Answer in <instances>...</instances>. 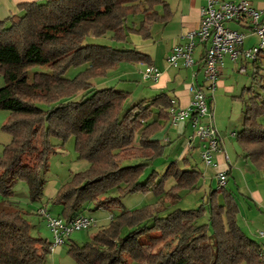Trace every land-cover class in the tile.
<instances>
[{"label": "trees", "instance_id": "1", "mask_svg": "<svg viewBox=\"0 0 264 264\" xmlns=\"http://www.w3.org/2000/svg\"><path fill=\"white\" fill-rule=\"evenodd\" d=\"M18 10L0 21V77L5 83L0 110L9 113L1 131L10 137L0 154V264H45L48 241L30 234L25 214L9 199L21 181L31 201L40 199L42 174L56 150L52 139L63 146L73 138L77 160L88 163L53 198L65 220L85 214L89 204L95 209L119 206L129 193L174 200L182 191L195 190L202 175L172 162L161 177L156 171L144 177L163 152L154 135L161 122L169 121L167 93L124 109L130 93L92 89V81L119 63H149L126 44L132 34L149 39V25L168 20L163 0H46L20 4ZM88 38L107 43H86ZM38 66L47 72L30 76ZM71 68L81 70L65 78ZM257 75L256 67L252 81L260 92L243 90L248 103L235 140L243 158L264 174V125L259 122L264 119V77ZM169 178L174 184L165 189ZM111 191L116 195L110 196ZM205 205L164 216L150 206L122 209L90 242L71 245L67 253L77 264H264L260 245L237 224L231 192L225 187L211 190Z\"/></svg>", "mask_w": 264, "mask_h": 264}, {"label": "rangeland", "instance_id": "2", "mask_svg": "<svg viewBox=\"0 0 264 264\" xmlns=\"http://www.w3.org/2000/svg\"><path fill=\"white\" fill-rule=\"evenodd\" d=\"M86 43H107L103 40H95L88 38ZM257 43L256 38L252 41ZM256 65L247 64L245 73H239L236 70L239 67H233L231 70L225 68L220 80L222 81V86H217L213 93H210V100L212 113L214 115V126L218 130L224 141V147L226 153L230 157V163L238 161L236 167H245L243 159L242 149L240 144L235 140L236 138L230 137L232 132H239L241 130L243 121V111L245 105L248 103V95L246 92L243 93V98L240 97L243 90L252 87L255 92H260L258 86L252 81V75L257 67L258 75L257 79L264 77V54H260ZM240 61V60H239ZM242 64V63H241ZM240 64V66H241ZM242 66H244L242 64ZM81 69L71 68L64 75L65 78H73ZM114 71L110 70L105 77L98 78L92 81V89H103V88H114L115 90H121L130 93L127 101H125L124 109L129 108L133 104L140 100L149 99L156 92L148 91L144 85H142L139 76L136 74V67L129 65L126 67L122 65ZM33 72H47L45 67H35L31 70L30 76ZM121 72L128 73L125 81H121L118 75ZM5 85L4 80L0 77V88ZM140 93V94H138ZM138 95V96H136ZM151 95V96H149ZM79 95L75 97L77 100ZM233 97H236L233 98ZM9 116L6 111L0 110V154L6 144L9 143L10 137L1 131V126L5 123ZM259 122L264 125V119L260 118ZM162 129L154 135V138L159 140V143L163 145L162 155L157 159L153 160L145 170L144 177L147 176L151 171H156L161 177L165 173V169L172 163L176 162L178 168H190L193 167L196 171L200 172L202 178L200 184L193 191H182L178 194L179 198L172 199L170 196L158 197L152 193L142 194V193H129L122 196L119 199V206H114L111 208H101L95 209L93 205H87V210L85 214L92 217L95 221L94 225L87 230L75 231L66 240L65 244L60 248H55L54 251H50V254L46 257L45 264H77L72 256H70L67 251L71 245L82 246L87 242L92 240V237L101 229L107 227L109 221L113 216L119 214L122 209L133 211L139 210L142 207L150 206L152 209L156 210L160 216H164L170 211L180 209L181 210H195L201 206H206V198L211 190L217 189V182L214 176V169L212 166H207L201 158L202 143H199L197 139L193 140L194 148L189 149V152L184 155L187 162H184L179 155H181L184 150L183 140L176 139L175 129L170 127L167 122H161ZM169 140L170 143H166ZM52 144L56 145L55 153L49 158L48 170L46 173L42 174L44 180V188L42 191V196L39 200L31 201L29 189L27 184L23 181L16 184L13 189V193L9 201L17 206V209L21 210L25 214V218L31 225L30 234L33 237H40L46 239L49 243V250L52 244L53 236L50 230L46 226L45 219L41 214H38L39 209H45L48 214L53 217H57L60 214L61 207L53 203V198L56 196L58 190L65 183L69 182L73 175L76 173H82L88 169V163L84 160H77V154L74 150L73 138H69L63 146L60 145V141L52 139ZM239 157V158H238ZM137 161H130L128 164H135ZM138 163V162H137ZM214 158L212 159V164H214ZM249 167L253 165L248 162ZM239 176L235 173L227 182L225 189H231L235 192L236 188L234 186V181L236 182ZM211 179V182H210ZM174 184L173 180L169 178L166 180L165 189H169ZM245 191V190H244ZM242 193V192H240ZM110 196H115V191H111ZM237 195V194H236ZM235 195V200L241 207V213L245 212V204L240 199V197ZM0 195V201H1ZM219 203H222V197H219ZM243 210V211H242ZM206 215L200 220V222H206ZM245 233V232H244ZM248 235V234H246ZM249 238L255 240L253 237ZM161 245L154 251L159 250Z\"/></svg>", "mask_w": 264, "mask_h": 264}, {"label": "crops", "instance_id": "3", "mask_svg": "<svg viewBox=\"0 0 264 264\" xmlns=\"http://www.w3.org/2000/svg\"><path fill=\"white\" fill-rule=\"evenodd\" d=\"M46 0H0V21L19 13L18 6L23 3L30 2H43ZM167 5L169 11L168 20L163 23H151L149 25L151 37L149 39H142L138 35H128V42L126 47L133 48L135 51L146 55L149 59V63H137V64H127L119 63V67L125 65L128 67L132 65L136 67V74L139 76L143 87L148 91L165 92L168 94L170 99H175L178 108L187 109L193 100V94L190 91V87L195 86L202 89L207 96V104L211 111L210 92L207 90V85L204 82L202 73V54L203 47L197 46L193 53L194 65L189 68H172L165 65V58L171 53L173 47L177 45H182L186 42L185 36L189 32L195 31L199 26L200 21V9L206 5L207 0H163ZM218 2H233L237 3L240 1H247L251 6L257 9L261 13V20L264 21V0H214ZM159 15L161 14V8H158ZM255 37H248L245 41V47H249L253 44L252 42ZM240 60V59H239ZM237 60L233 63L228 59L224 60V65L220 71V76L217 81V86H222V81L220 80L225 68L231 70L233 67H239L236 69L239 73H245L246 65L249 64L243 60ZM244 66H242V64ZM241 64V66H240ZM254 65L253 63H250ZM148 66H153L160 72V76L156 82L150 79H144L143 74L148 68ZM255 66V65H254ZM117 66L113 69H115ZM128 73L121 72L118 78L121 81H125ZM216 90V89H215ZM140 94V93H138ZM138 96V95H136ZM151 96V95H149ZM153 96V95H152ZM151 96V97H152ZM243 96V91L240 95ZM236 99V97H233ZM213 114V113H212ZM214 120V115H213ZM170 127V121L167 122ZM214 126V123H213ZM176 132V139L183 140L184 150L182 151L181 159L183 160L184 155L189 152V149H193L194 143L189 141V137L192 135V127L189 120L178 124L176 127H172ZM215 128V127H214ZM216 130V129H215ZM218 135V142L221 148L220 153H214V164L212 167L214 169V176L216 177L217 172H226L227 182L236 173L239 178L234 181V186L236 188L235 192L231 189L234 201L235 195L240 197V199L245 204V212L241 213V207L236 202L238 206L237 224L242 232L248 234L255 239V241L260 245L262 252H264V174L256 170L254 167H249L248 160L243 159L245 167H236L237 160L234 163H230V157L225 151L224 141L216 130ZM230 137L236 138V133L232 132ZM166 143H170L166 140ZM239 158V157H238ZM211 182V179H210ZM227 184V183H226ZM227 190V189H226ZM245 190V191H244ZM242 192V193H240ZM243 211V210H242ZM58 216V215H57Z\"/></svg>", "mask_w": 264, "mask_h": 264}, {"label": "built area", "instance_id": "4", "mask_svg": "<svg viewBox=\"0 0 264 264\" xmlns=\"http://www.w3.org/2000/svg\"><path fill=\"white\" fill-rule=\"evenodd\" d=\"M248 37H255L257 43L245 47ZM186 42L173 47L171 53L165 58V65L172 68H189L194 65L193 53L197 46L203 47L202 73L207 90L213 93L217 87L220 71L224 60L235 63L243 60L254 63L264 54V21L261 13L253 8L247 1L218 2L207 0L206 5L200 9L199 26L195 31L185 36ZM160 72L153 66H148L143 74L144 79L156 82ZM193 94L187 109H180L175 99H170L169 121L172 127L189 120L192 135L188 142L197 139L202 143L201 158L205 165L214 167L212 159L214 153H220L218 135L213 127V114L211 113L205 92L195 86L190 87ZM217 188H224L227 183L226 172H217ZM45 219L46 226L53 236L50 251L60 248L69 236L75 231L87 230L95 223L92 217L79 215L68 220L60 216H51L45 209H39Z\"/></svg>", "mask_w": 264, "mask_h": 264}]
</instances>
